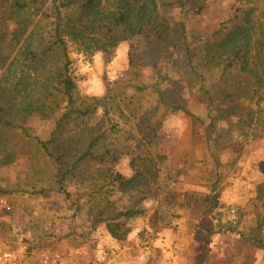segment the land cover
<instances>
[{
    "label": "rangeland",
    "instance_id": "rangeland-1",
    "mask_svg": "<svg viewBox=\"0 0 264 264\" xmlns=\"http://www.w3.org/2000/svg\"><path fill=\"white\" fill-rule=\"evenodd\" d=\"M163 1L169 0H156L154 16L182 19L185 44L151 45L136 37L121 42L110 58L68 44L75 97L107 98L104 109L117 130L103 149L114 155L113 171L134 180L116 191L113 207H135L144 215L128 221L131 233L123 242L94 223L87 194L102 184L109 191L111 184L93 163L80 169L84 182L68 183L69 197L59 194L56 168L39 145L59 114L32 115L26 132L0 127V200L6 202L0 205V243L29 252L62 249L74 264H172L174 254L180 256L176 264H264V250H249L242 237L264 220V140L238 123L264 94L255 93L240 59L255 66L256 42H264V0H184L171 11ZM197 6L203 7L199 15ZM35 13L25 15L31 28L40 19ZM139 157L160 163L154 185L137 182ZM216 193L222 207L204 215L206 198ZM231 209L242 220L228 229ZM259 235L264 245V224Z\"/></svg>",
    "mask_w": 264,
    "mask_h": 264
},
{
    "label": "trees",
    "instance_id": "trees-1",
    "mask_svg": "<svg viewBox=\"0 0 264 264\" xmlns=\"http://www.w3.org/2000/svg\"><path fill=\"white\" fill-rule=\"evenodd\" d=\"M155 2L0 0V70L3 72L0 77V127H18L26 132L24 123L30 116L47 119L59 114L48 139L39 141L42 151L56 168V190L69 197L68 183L86 180L80 170L85 164L93 163L102 170L104 182L111 184V190L104 191L103 184L95 185L87 194V202L94 213V223L103 225L108 237L114 241H126L131 233L128 223L143 216L144 211L135 207L122 210L113 207L116 191L127 188L134 180H125L113 171L114 155L103 149L104 142L117 130L109 112L104 109L103 100L107 98L79 100L75 97L77 85L71 70L68 44H74L88 55L101 52L107 58L113 55L121 42L136 37L151 45L177 43V47L185 44L188 34L184 21H169L156 14L154 16ZM183 2L163 1L162 6L171 11L181 8ZM202 8L197 6L193 13L199 15ZM32 10L40 16L38 26L34 28L25 20V15ZM186 53L190 63L189 50ZM254 53L255 66L251 68L248 62L243 61L245 57L243 60L239 58L241 71L247 74L257 94V90L264 89V42H256ZM129 65H133L131 59ZM247 111V118L239 115L238 123L243 127L249 126L254 137L264 140V94ZM16 121L21 125H17ZM137 160V182L154 185L159 179L160 163L149 157ZM206 200L204 215L222 207L218 193ZM240 220L241 214L238 224ZM262 224L264 220L258 224L256 231L250 229L246 234L247 242L256 248H262L259 239ZM226 228L235 227L228 222Z\"/></svg>",
    "mask_w": 264,
    "mask_h": 264
},
{
    "label": "built area",
    "instance_id": "built-area-1",
    "mask_svg": "<svg viewBox=\"0 0 264 264\" xmlns=\"http://www.w3.org/2000/svg\"><path fill=\"white\" fill-rule=\"evenodd\" d=\"M5 201L0 200V205L4 206ZM228 222L232 227L238 224L236 211H229ZM0 264H71L67 256L49 246H42L38 250L29 252L27 247L12 248L0 243Z\"/></svg>",
    "mask_w": 264,
    "mask_h": 264
},
{
    "label": "crops",
    "instance_id": "crops-1",
    "mask_svg": "<svg viewBox=\"0 0 264 264\" xmlns=\"http://www.w3.org/2000/svg\"><path fill=\"white\" fill-rule=\"evenodd\" d=\"M184 223H185V225H187V224L192 225V224H193V227H195V226H196L195 224L198 223V222H196V221H195V222H194V221H184V222H183V225H184ZM242 237H243L244 241L247 243V248H248L249 250L259 251V252H257V254L264 250V245H263L262 243H261L262 248H256V246H254V244H252V243H250V242H247V240H246V234H243ZM256 241H258V240H256ZM256 243H257V242H256ZM256 245H257V244H256ZM57 250H58V249H57ZM59 251H60V252H63V253L67 256V259L69 260V262H70L71 264H74V263H73V260H74L73 256L68 255V254H67L64 250H62V249H59ZM247 251H248V250H247ZM180 253H181V252H180ZM174 255H175V258H174L172 264H176L178 258L180 257V256H178L177 254H174ZM211 256H212V255H211ZM246 256H249V252H248L247 255L243 256V258L245 259ZM214 258H217V257L215 256ZM256 259H257V258H256ZM179 260H180V259H179ZM204 264H205V263H204Z\"/></svg>",
    "mask_w": 264,
    "mask_h": 264
}]
</instances>
